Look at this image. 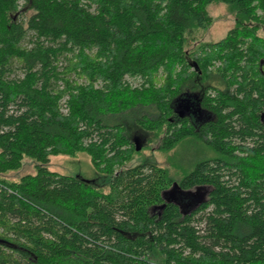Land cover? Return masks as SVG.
Returning <instances> with one entry per match:
<instances>
[{"label":"trees","instance_id":"1","mask_svg":"<svg viewBox=\"0 0 264 264\" xmlns=\"http://www.w3.org/2000/svg\"><path fill=\"white\" fill-rule=\"evenodd\" d=\"M221 5L232 27L192 51ZM263 66L264 0H0V264H264ZM186 85L197 127L176 112ZM128 114L175 150L178 182L123 167ZM79 151L105 185L47 170ZM24 157L36 172L7 181ZM173 182L198 199L175 202Z\"/></svg>","mask_w":264,"mask_h":264},{"label":"rangeland","instance_id":"2","mask_svg":"<svg viewBox=\"0 0 264 264\" xmlns=\"http://www.w3.org/2000/svg\"><path fill=\"white\" fill-rule=\"evenodd\" d=\"M19 10L24 9L22 2H19ZM26 10L24 9L21 16L26 15ZM212 22L205 28H199L194 30L190 36H187L188 40L193 39V44L189 47L192 51H199L200 46L203 43L215 42L223 38L229 28L233 25V15L227 10L224 5L216 6L212 8ZM19 16V15H18ZM15 17L19 19L20 17ZM30 33L24 39L25 44H29L27 40L29 39ZM214 66H219V62H216ZM264 70V67H263ZM22 72L18 68V65H12V70L9 77H21ZM129 82L136 86L140 83L137 78H129ZM209 95H213L212 91L208 92ZM197 92L191 89L190 85H186L183 88L182 103L187 104L197 98ZM123 123L127 124L130 130V139L136 144L138 149L135 148L132 153L131 159L127 161L123 167H130L136 164H156L162 167L168 168V171L175 182L180 179V174L176 172L168 162V158L174 157L175 150H171L168 153L161 152L157 147L159 146V138H154L151 135H145L144 132L136 130L133 127V117L130 114L125 115L120 118ZM176 156L174 157V159ZM35 161L24 157L22 160V165L15 169L4 173V178L9 182H14L19 180L22 176L26 174H34L36 172ZM47 170L56 172L62 175L78 176L84 180L92 181L97 185H105L107 182V177L98 172L92 165L90 157L84 151H79L74 155H52L50 156L49 162L46 165ZM151 261L150 264H162L161 258L158 256L156 258L149 256Z\"/></svg>","mask_w":264,"mask_h":264},{"label":"flooded vegetation","instance_id":"3","mask_svg":"<svg viewBox=\"0 0 264 264\" xmlns=\"http://www.w3.org/2000/svg\"><path fill=\"white\" fill-rule=\"evenodd\" d=\"M229 89L230 91H232L233 87H230ZM196 96L198 97V92ZM176 112H178L179 115L185 114L190 119V121L195 125V127H197L199 124L209 119L207 112L201 108L198 102V98H196L195 100L191 101L188 104L182 103L181 99L179 98ZM174 120L177 119L175 118ZM263 127H264V115H263ZM249 142L250 140L247 139V145ZM171 196H173L175 202L179 201V203H183L186 206L193 204L198 199V195L195 192L183 191L180 188H176L175 192L171 194Z\"/></svg>","mask_w":264,"mask_h":264},{"label":"built area","instance_id":"4","mask_svg":"<svg viewBox=\"0 0 264 264\" xmlns=\"http://www.w3.org/2000/svg\"><path fill=\"white\" fill-rule=\"evenodd\" d=\"M61 111L63 113H66L67 112V106H66V101L65 99L61 100Z\"/></svg>","mask_w":264,"mask_h":264},{"label":"water","instance_id":"5","mask_svg":"<svg viewBox=\"0 0 264 264\" xmlns=\"http://www.w3.org/2000/svg\"><path fill=\"white\" fill-rule=\"evenodd\" d=\"M180 116H181V114H180ZM135 148L138 149L137 146H136ZM177 187H178L177 184H176L175 182H173V183H172V187H171V189L169 190V192H170V197H172L173 200H174V198H173V196H171V194L174 193L173 190H174L175 188H177Z\"/></svg>","mask_w":264,"mask_h":264}]
</instances>
